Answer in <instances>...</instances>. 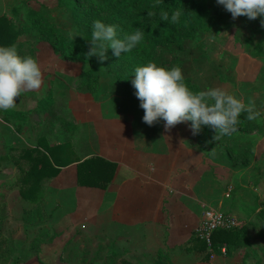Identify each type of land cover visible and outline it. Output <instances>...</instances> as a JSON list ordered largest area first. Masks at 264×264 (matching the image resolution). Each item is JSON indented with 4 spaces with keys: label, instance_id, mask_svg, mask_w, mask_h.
Returning <instances> with one entry per match:
<instances>
[{
    "label": "rangeland",
    "instance_id": "1",
    "mask_svg": "<svg viewBox=\"0 0 264 264\" xmlns=\"http://www.w3.org/2000/svg\"><path fill=\"white\" fill-rule=\"evenodd\" d=\"M195 2L207 10L209 23L197 26L192 41L159 48L152 62L179 66L184 79L198 92L213 87L234 93L246 108L251 106L258 113L256 122L237 124L235 132L217 140L212 139L215 133L208 126L194 135L190 121L168 130L162 120L149 126L142 121L144 111L135 89L118 81L120 71L113 61L93 56L97 80L88 89L82 78L89 70L88 62L80 56L63 57L65 51L55 54L48 41L23 29V13L17 19L11 13L14 8L34 9L72 39L77 34L68 6L59 5L58 0H0V17L11 19L21 29L22 55H32L42 72L40 88L16 97L10 110L27 112L44 99L48 108L21 120L12 118L18 135L15 126L0 125V158L12 147L34 148L44 138L49 146L70 143L80 158L102 155L124 164L131 158L130 148L150 152L146 146L174 143L170 151L178 154L174 167L196 178L195 211L213 210L231 216L237 225L233 229L237 246L230 247L226 255L214 247L212 252L201 251L192 243L196 249L193 264H264V222L259 217L264 212V27L260 17L233 19L215 0ZM211 33L214 38L210 40ZM17 176L12 162L0 164V199L7 206L3 231L14 242L11 264H140L128 259L126 252L118 253L110 212L99 209L110 208L106 202L110 191L81 193L73 183V173L64 172L52 183L44 201L48 219L39 221L25 216L32 207L19 196ZM58 211L61 217L57 220L54 213ZM69 216L75 218L70 221ZM56 231L59 241H53ZM45 240L53 245L41 248L39 242ZM159 255L165 259V253L158 252L145 263L155 264Z\"/></svg>",
    "mask_w": 264,
    "mask_h": 264
},
{
    "label": "trees",
    "instance_id": "2",
    "mask_svg": "<svg viewBox=\"0 0 264 264\" xmlns=\"http://www.w3.org/2000/svg\"><path fill=\"white\" fill-rule=\"evenodd\" d=\"M58 4L68 6L74 16L77 37L71 39L64 36L58 28L46 22L34 9L14 8L11 13L14 19L19 18L23 13V29L25 28L28 32L33 31L41 40L48 41L55 54L65 51L63 57L70 54L80 56L82 61L88 62L89 70L82 75L88 89H93L92 82L97 80V61L93 59V56L90 58L85 56L90 47L86 40L91 38V25L94 20L100 19L105 23L117 25L118 36H123L136 28L144 32L142 42L132 51L122 53L120 58L112 54V49L106 51L107 59L119 67L118 81L127 85L128 88L131 86L133 69L136 66L152 62L159 48L192 41L197 26L201 23L204 26L209 23V19L205 20L207 10L197 7L195 0H58ZM175 10H181L177 23L161 21L162 12L171 14ZM20 31L21 29L11 19L0 17V45H15L18 53L22 55L21 48L25 44L20 42ZM184 82L190 90L198 92L188 80L184 79ZM45 100L38 102L27 112L10 109L0 111L1 120L15 126L11 121L12 118L21 120L32 112L44 113L48 110L47 103L43 104ZM257 118L258 115L255 119L249 120L247 113L241 112L238 124L253 123ZM14 128L19 129L16 126ZM8 151L9 154L0 158V164L12 162L16 167L18 176L15 187L18 188L20 198L32 207L25 216L37 217L39 221L46 218L43 207L45 188L62 169L74 165L78 187L104 191L111 184L117 168L115 163L99 156L80 158L70 143L49 146L44 138H39L34 148H10ZM6 207V203L0 199V264H11L14 256L13 239L6 236L3 231V225L7 219ZM259 217L264 222L263 211L260 212ZM233 232L234 230L214 232L213 247L219 249L225 245L228 253L230 247L235 246L238 241ZM195 239L200 250L205 251L206 244L200 242L196 236ZM155 264L171 263L166 257L163 259L159 255Z\"/></svg>",
    "mask_w": 264,
    "mask_h": 264
},
{
    "label": "clouds",
    "instance_id": "3",
    "mask_svg": "<svg viewBox=\"0 0 264 264\" xmlns=\"http://www.w3.org/2000/svg\"><path fill=\"white\" fill-rule=\"evenodd\" d=\"M217 5L231 14L233 19L245 16L249 20L260 17L264 27V0H215ZM181 10L162 12L161 21L175 24ZM144 32L139 28L117 35V25L108 24L100 19L91 25V38L86 40L90 47L87 58L96 56L99 61L107 59L106 51L121 57L136 48L143 40ZM210 40L214 34H209ZM131 85L134 95L143 109L142 121L151 126L158 121L164 122L166 130L178 123L190 121L193 134L202 126L214 130L213 140L230 136L236 131L241 112L247 119L258 115L252 107H245L242 100L232 92L222 88L209 87L199 92L190 90L184 82L179 66L165 67L155 62H145L133 69ZM42 72L38 61L32 55H21L15 45H0V111H7L16 105L15 98L22 93L39 89Z\"/></svg>",
    "mask_w": 264,
    "mask_h": 264
},
{
    "label": "crops",
    "instance_id": "4",
    "mask_svg": "<svg viewBox=\"0 0 264 264\" xmlns=\"http://www.w3.org/2000/svg\"><path fill=\"white\" fill-rule=\"evenodd\" d=\"M37 104L38 102L34 106ZM0 125L8 124L0 119ZM14 131L18 135L19 130L15 128ZM173 144L162 142L146 146L145 149H150V152H141L139 147L130 148V154L127 153L131 158L124 164L100 155L99 157L117 166L111 184L104 191L78 187L74 165L64 168L47 184L45 199L53 186L52 183L64 172L70 171L73 173V183L79 192L110 191L106 201L110 208L99 209L110 212L112 239L116 240L118 253L126 252L128 259H135L140 264H147L145 262L155 259L158 252L165 253L164 256L171 264H179V262L193 264L196 260V249L192 244L196 242L195 230L207 210L196 208L195 211V195L198 192L196 178L194 180L192 175L174 167L178 164L176 162L178 154L170 152ZM139 155L141 158L138 157ZM139 159L140 165H138ZM149 167L153 170L152 173L148 171ZM83 206L90 207L88 203H84ZM44 212L48 219L49 214L46 213L45 208ZM60 217L59 211L54 213V219L58 220ZM74 218L69 216L68 219L72 221ZM58 237L56 231L53 241H59L56 239ZM53 241L45 240L39 243L43 248L53 245ZM39 259L41 260L40 255Z\"/></svg>",
    "mask_w": 264,
    "mask_h": 264
},
{
    "label": "built area",
    "instance_id": "5",
    "mask_svg": "<svg viewBox=\"0 0 264 264\" xmlns=\"http://www.w3.org/2000/svg\"><path fill=\"white\" fill-rule=\"evenodd\" d=\"M237 227L234 218L231 216H223V214L215 213L212 211H206L203 214V218L195 230L196 238L206 244V251L212 252V235L217 231H230ZM221 253L226 255L225 245L219 248Z\"/></svg>",
    "mask_w": 264,
    "mask_h": 264
}]
</instances>
